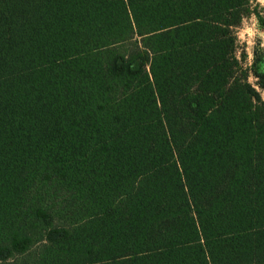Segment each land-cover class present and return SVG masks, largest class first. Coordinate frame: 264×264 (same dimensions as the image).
Returning a JSON list of instances; mask_svg holds the SVG:
<instances>
[{"label":"trees","instance_id":"16d2710c","mask_svg":"<svg viewBox=\"0 0 264 264\" xmlns=\"http://www.w3.org/2000/svg\"><path fill=\"white\" fill-rule=\"evenodd\" d=\"M249 12L0 0V264H264Z\"/></svg>","mask_w":264,"mask_h":264},{"label":"rangeland","instance_id":"374dc122","mask_svg":"<svg viewBox=\"0 0 264 264\" xmlns=\"http://www.w3.org/2000/svg\"><path fill=\"white\" fill-rule=\"evenodd\" d=\"M249 11L233 31L236 39L235 56L242 68L249 72L248 82L264 101V90L257 87L250 71L255 58L261 59V67L264 68V0H249Z\"/></svg>","mask_w":264,"mask_h":264}]
</instances>
